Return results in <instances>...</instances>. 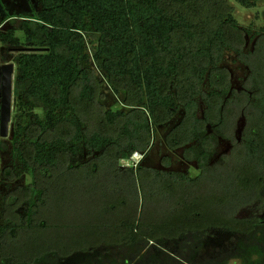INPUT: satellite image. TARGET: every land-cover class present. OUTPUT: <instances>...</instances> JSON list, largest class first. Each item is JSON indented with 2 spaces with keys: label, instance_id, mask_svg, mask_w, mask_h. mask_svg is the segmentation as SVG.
Returning a JSON list of instances; mask_svg holds the SVG:
<instances>
[{
  "label": "trees",
  "instance_id": "trees-1",
  "mask_svg": "<svg viewBox=\"0 0 264 264\" xmlns=\"http://www.w3.org/2000/svg\"><path fill=\"white\" fill-rule=\"evenodd\" d=\"M227 2L29 0L30 14H0L1 62L15 65L0 264H264V26L241 27ZM226 51L246 67L240 89ZM162 129L194 175L169 156L150 165Z\"/></svg>",
  "mask_w": 264,
  "mask_h": 264
},
{
  "label": "rangeland",
  "instance_id": "rangeland-1",
  "mask_svg": "<svg viewBox=\"0 0 264 264\" xmlns=\"http://www.w3.org/2000/svg\"><path fill=\"white\" fill-rule=\"evenodd\" d=\"M254 2V7L252 8H243L237 3L232 0H228V5L231 7V14L233 18L237 21V23L243 28H250L251 32L254 34L256 30L260 29L264 26V0H252ZM30 14V4L29 0H0V14L3 15H11V14ZM11 26L17 27L18 21L15 18L9 19ZM16 35L21 37V33L16 31ZM244 38V47L245 51H251L253 47V39L250 36H245ZM94 39V37H92ZM4 52L5 50L0 46V52ZM21 51V50H20ZM19 50L14 51L13 49L8 50L11 54H15V52H20ZM13 63V62H12ZM222 66L226 67L229 70L231 84L235 89H240L243 80L247 75L246 67L243 66L241 63L236 61V58L232 52L226 51L224 53V60L222 62ZM108 91V89L106 88ZM108 107L116 106L117 104H113L108 101ZM13 115V110H12ZM13 117L11 116V123L9 124V136L8 138L4 139L6 145L8 146L6 150L0 152V172L6 166H9L13 162V153H12V146L8 145V140L11 138V125H12ZM242 125H238L236 134L239 136L241 131ZM164 135V130H159L156 134L155 142L150 149L148 156L150 165L154 167H161L159 166V161L163 156H169L171 159V166L169 170L181 173H187L189 175H194L195 170L194 168L184 163L181 160L180 152L171 153L169 152L164 146L161 145L160 140ZM1 140V139H0ZM229 149V145L224 141H219L217 147V155L221 153H226ZM142 156L138 153H135L130 161L128 162H120L121 166H134L137 162L140 161ZM29 178L24 176V183L28 182ZM264 218V215L262 216ZM73 259H68L67 264H72Z\"/></svg>",
  "mask_w": 264,
  "mask_h": 264
},
{
  "label": "water",
  "instance_id": "water-1",
  "mask_svg": "<svg viewBox=\"0 0 264 264\" xmlns=\"http://www.w3.org/2000/svg\"><path fill=\"white\" fill-rule=\"evenodd\" d=\"M18 50L20 51V49ZM14 70V63L0 62V139H6L9 136V124L13 103Z\"/></svg>",
  "mask_w": 264,
  "mask_h": 264
},
{
  "label": "flooded vegetation",
  "instance_id": "flooded-vegetation-1",
  "mask_svg": "<svg viewBox=\"0 0 264 264\" xmlns=\"http://www.w3.org/2000/svg\"><path fill=\"white\" fill-rule=\"evenodd\" d=\"M2 53H3V51L2 52H0V62H1V55H2ZM2 63V62H1ZM13 92V91H12ZM12 110H13V103H12ZM11 116H12V112H11ZM11 119V118H10ZM10 123H11V120H10ZM2 140H4V139H1L0 141H2Z\"/></svg>",
  "mask_w": 264,
  "mask_h": 264
}]
</instances>
